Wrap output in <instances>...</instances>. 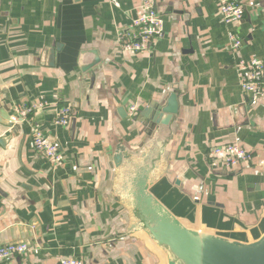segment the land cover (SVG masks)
<instances>
[{
	"label": "crops",
	"instance_id": "obj_1",
	"mask_svg": "<svg viewBox=\"0 0 264 264\" xmlns=\"http://www.w3.org/2000/svg\"><path fill=\"white\" fill-rule=\"evenodd\" d=\"M117 2L0 0V246L29 247L1 264H166L144 234L125 235L128 215L111 189L114 143L141 145L137 117L173 91V146L150 192L188 228L243 243L264 232V100L244 94L235 73L240 58L264 62V0H243L244 18L230 27L217 0H155L163 37L138 56L120 51L117 34L140 0ZM39 101L47 107L13 122L17 106ZM58 106L71 109L66 127L52 121ZM34 126L62 166L35 153ZM227 144L252 153V164L211 170L208 151Z\"/></svg>",
	"mask_w": 264,
	"mask_h": 264
},
{
	"label": "water",
	"instance_id": "obj_2",
	"mask_svg": "<svg viewBox=\"0 0 264 264\" xmlns=\"http://www.w3.org/2000/svg\"><path fill=\"white\" fill-rule=\"evenodd\" d=\"M97 62L95 58L91 65ZM177 97L178 91H173L140 113L137 121L145 135L141 145H113L111 198L127 212L125 235L144 234L165 254L166 264H264V232L243 243L188 228L150 192L166 171L177 125Z\"/></svg>",
	"mask_w": 264,
	"mask_h": 264
},
{
	"label": "built area",
	"instance_id": "obj_3",
	"mask_svg": "<svg viewBox=\"0 0 264 264\" xmlns=\"http://www.w3.org/2000/svg\"><path fill=\"white\" fill-rule=\"evenodd\" d=\"M110 2L118 7L117 0ZM218 13L221 21L227 27L239 23L244 18L243 0H217ZM164 28L161 17L155 8V0H140L134 9V16L127 32H118L117 41L120 51L129 56H138L150 50L152 42L163 37ZM228 47L233 53H238L242 47L241 38L235 33L228 35ZM235 73L240 90L255 102L264 100V62L257 59H238ZM47 107L46 102L39 101L15 108L14 123L27 121L38 110ZM137 108L132 105L128 109V116L136 118ZM71 109L67 106H58L53 113V123L60 127L68 126L71 119ZM31 141L34 151L43 157L52 168L62 166L64 158L59 147L51 143L40 128H31ZM253 154L236 144H227L210 149L206 156L207 165L211 170L224 171L246 168L252 164ZM29 251L25 243H10L0 246V264L21 256ZM59 264H83L74 258L61 259Z\"/></svg>",
	"mask_w": 264,
	"mask_h": 264
}]
</instances>
